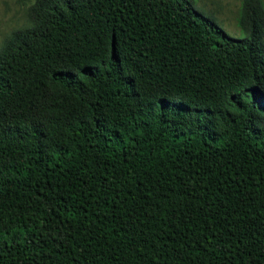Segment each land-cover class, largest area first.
Segmentation results:
<instances>
[{
	"label": "trees",
	"instance_id": "16d2710c",
	"mask_svg": "<svg viewBox=\"0 0 264 264\" xmlns=\"http://www.w3.org/2000/svg\"><path fill=\"white\" fill-rule=\"evenodd\" d=\"M0 45V264H264V7L33 0Z\"/></svg>",
	"mask_w": 264,
	"mask_h": 264
},
{
	"label": "rangeland",
	"instance_id": "374dc122",
	"mask_svg": "<svg viewBox=\"0 0 264 264\" xmlns=\"http://www.w3.org/2000/svg\"><path fill=\"white\" fill-rule=\"evenodd\" d=\"M33 0H0V45L12 31L27 25L26 9ZM193 7L212 18L224 31L234 37L244 35L237 18L241 0H191ZM264 7V0H261Z\"/></svg>",
	"mask_w": 264,
	"mask_h": 264
}]
</instances>
